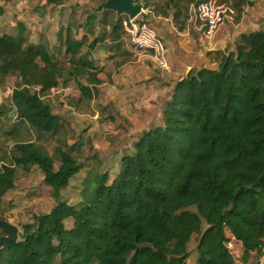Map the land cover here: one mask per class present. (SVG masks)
Instances as JSON below:
<instances>
[{
    "label": "trees",
    "instance_id": "trees-1",
    "mask_svg": "<svg viewBox=\"0 0 264 264\" xmlns=\"http://www.w3.org/2000/svg\"><path fill=\"white\" fill-rule=\"evenodd\" d=\"M90 11L87 20L96 8ZM17 28L15 36L0 35V77L17 74L10 97L17 118L38 133H55L61 117L45 97L67 77L90 97L79 79L91 74L92 61L69 27L57 33L64 65L27 41L23 23ZM220 54L216 67L178 81L162 124L135 140L114 176L101 173L79 204L60 196L81 169L73 147L54 148L55 168L35 139L15 141L9 162L0 165V198L14 186L17 168L33 166L57 196L48 212L20 225L17 241L0 248V264H187L193 234L194 264H234L231 239L241 243L243 264L253 252L262 256L264 30L241 35Z\"/></svg>",
    "mask_w": 264,
    "mask_h": 264
},
{
    "label": "crops",
    "instance_id": "crops-1",
    "mask_svg": "<svg viewBox=\"0 0 264 264\" xmlns=\"http://www.w3.org/2000/svg\"><path fill=\"white\" fill-rule=\"evenodd\" d=\"M33 1L37 2L36 9L41 14L46 13L44 9L53 6L44 1ZM78 1H81L82 7L88 4V0ZM103 1L105 0H95L91 5L90 10L96 8V13L94 18L89 20L87 18L91 11L85 13L78 7L79 10L76 11L80 19L77 20L78 23L73 20L77 0L64 1L68 14V18L62 21L64 28L69 27L73 38L83 41L82 52H88V59L93 64L91 74L84 75L83 81H80L90 92V97L83 98L78 85L71 88L65 87L66 84L53 88L47 97H55V93H59L57 96L62 103L57 104L56 108L53 107L55 103L51 105L53 112L61 117L63 124L55 138L59 140L71 132L75 138L67 140L66 145L87 142V147L84 144V157L78 159L81 168L84 169L83 172L91 171L96 165L100 173L109 174L110 169L117 170L120 167L123 155L132 153L135 140L146 131L162 124L163 112L178 81L192 71L216 67L221 57L220 53L227 48L232 49L241 35L264 30V0H217L232 5L235 16L233 20L223 23L210 37L202 33L200 23L194 19V7L200 0H135L142 7L149 9L148 20L165 45V56L170 65V69L165 71L157 68L150 55H139L134 50L123 28L112 30L115 20L126 15L118 16L111 9L97 10V6ZM0 7L2 9L0 16L6 11L9 14V9L5 11L2 6ZM12 13L18 14L16 11ZM20 13L31 19L40 17L37 11ZM20 22L26 27L25 34L29 43L45 46L40 40V35L35 32L40 31L39 24L31 25L20 18L15 24L17 29L15 33L0 32V35L15 36L18 31L17 24ZM82 22L85 25H80ZM76 24L77 29L74 27ZM64 40L65 35L62 38L63 43ZM53 44L54 41L50 46ZM63 47L64 45H61L62 49ZM66 96L74 97V100L70 101L72 104L66 103ZM54 166L58 167L55 160ZM78 177L86 181L85 176ZM40 178L43 182V173ZM28 180L25 181V178L18 180L16 175L14 186L7 190L0 198V202L2 204L6 202L7 205L29 204V201L21 200L17 193V185L22 183L28 185L30 183ZM83 188L81 194L84 193ZM65 192L67 190L60 191L61 198L65 199ZM0 219L16 224L10 218ZM30 220L23 217V223Z\"/></svg>",
    "mask_w": 264,
    "mask_h": 264
},
{
    "label": "rangeland",
    "instance_id": "rangeland-1",
    "mask_svg": "<svg viewBox=\"0 0 264 264\" xmlns=\"http://www.w3.org/2000/svg\"><path fill=\"white\" fill-rule=\"evenodd\" d=\"M95 2V0H88V4L82 7L81 1L75 3V11H74V19L75 23H78L77 20H80L77 16L76 11L78 7H81L82 10L87 13L90 10L91 5ZM37 2L33 0H0V6L6 11L4 15L0 16V32H16V22L18 18L23 19L24 21L30 23L31 25L39 24L40 31L35 30L40 35V40L45 43V47H47L48 51L51 55L55 56L56 60L59 63L64 65V55L62 52L61 45L58 43L60 41L59 35L57 34L61 28L64 30V21L65 18H68V14L66 12L65 3L63 6L57 7V5L49 6V8L44 9L45 14L39 13L36 9ZM87 7V8H86ZM1 8V7H0ZM24 8H27L25 10ZM84 8V9H83ZM36 9V10H34ZM31 10V11H30ZM16 11L18 14H13L12 12ZM24 11L26 13L37 11L40 14L39 18L31 19L26 15H22L20 12ZM81 13V12H79ZM20 15L21 17H18ZM6 16V17H5ZM18 17V18H17ZM7 23V24H5ZM8 25V26H7ZM78 24L74 27L77 29ZM80 25H85L84 22L80 23ZM30 32V30H29ZM30 34V33H29ZM29 37V36H28ZM30 38V37H29ZM54 41L53 46L51 47ZM51 47V48H50ZM17 74H11L7 77H0V165L3 162H9L10 156L12 155V146L15 141H27L30 139H35V142L40 145L48 154L52 155L55 160V165H59V156L55 153L54 148L56 145H61L65 149L73 147V154L77 157V159H82L84 157V142H78L77 145H66L67 140H71L75 138V135L69 132L67 135L63 136L59 140L55 137L59 134L61 126L55 133H38L36 130L32 129L30 126L26 125L24 122L19 120L16 116L12 103L10 101L11 92L14 86L17 84ZM83 81V78L79 79ZM62 82V81H61ZM65 87L70 86L71 88H76V81L72 78H68L65 81ZM61 83V87H62ZM59 93H55V97H45V100L49 102L51 105L55 103L56 105H52L54 108L57 107L59 102ZM71 100H74L73 96H66V103H70ZM72 102V101H71ZM62 104V103H61ZM60 104V105H61ZM58 136V135H57ZM86 144H88L86 142ZM85 144V145H86ZM87 147V145H86ZM119 170L110 169L109 178H112L114 174ZM81 168L73 177L69 180L68 186L63 189L67 190L65 199L70 204H79L82 200L86 199L88 193L94 191L96 186V179L101 175L98 167L95 165L91 171H85ZM41 170L37 167H31L29 170H23L21 168H17V179H24L25 181L29 179L30 183L28 185L18 184V195L21 197V200L29 201V204H10L7 205L6 202L0 204V217L10 218L13 222H16L19 226V230L21 231L20 225L23 223V217L32 219L34 214H40L48 212V210L55 204V196H57V191H54L50 186L46 185L44 181H41L40 175ZM78 176H85L86 181L80 180ZM83 188V194H81V189ZM86 189V191L84 190ZM62 190V191H63ZM16 193V192H15ZM61 196V195H60ZM64 196V194H62ZM11 201V200H10ZM20 202V201H19ZM22 204V205H21ZM69 223H67L68 225ZM198 236L193 234L190 242L187 245L188 249V259L187 264H194L196 258V242ZM172 243V242H171ZM230 251L234 257V264H243L240 260V255L242 252V246L240 242L231 239V242L228 244ZM264 263V254L262 256H258L255 252L252 253V257L249 260L248 264H263Z\"/></svg>",
    "mask_w": 264,
    "mask_h": 264
},
{
    "label": "built area",
    "instance_id": "built-area-1",
    "mask_svg": "<svg viewBox=\"0 0 264 264\" xmlns=\"http://www.w3.org/2000/svg\"><path fill=\"white\" fill-rule=\"evenodd\" d=\"M150 11L142 7L138 15L125 16L121 25L127 40L139 55H150L160 70H169L170 65L165 56V45L156 29L148 20ZM235 10L227 2L217 0H200L194 7V19L200 23L202 33L210 37L219 27L234 19Z\"/></svg>",
    "mask_w": 264,
    "mask_h": 264
},
{
    "label": "water",
    "instance_id": "water-1",
    "mask_svg": "<svg viewBox=\"0 0 264 264\" xmlns=\"http://www.w3.org/2000/svg\"><path fill=\"white\" fill-rule=\"evenodd\" d=\"M111 9L117 15H126L132 18L139 14L141 5L135 0H105L97 6V10ZM0 248L4 247L8 242L17 241L19 237V227L16 224L0 219Z\"/></svg>",
    "mask_w": 264,
    "mask_h": 264
}]
</instances>
